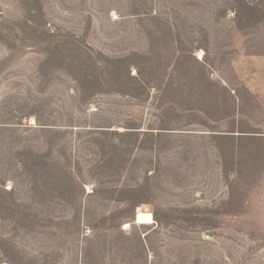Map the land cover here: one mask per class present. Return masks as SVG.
I'll list each match as a JSON object with an SVG mask.
<instances>
[{
    "label": "rangeland",
    "instance_id": "rangeland-1",
    "mask_svg": "<svg viewBox=\"0 0 264 264\" xmlns=\"http://www.w3.org/2000/svg\"><path fill=\"white\" fill-rule=\"evenodd\" d=\"M0 264H264V0H0Z\"/></svg>",
    "mask_w": 264,
    "mask_h": 264
},
{
    "label": "bare ground",
    "instance_id": "bare-ground-1",
    "mask_svg": "<svg viewBox=\"0 0 264 264\" xmlns=\"http://www.w3.org/2000/svg\"><path fill=\"white\" fill-rule=\"evenodd\" d=\"M135 222L138 225L151 226L155 223V218L151 212L139 211L135 216ZM129 224L125 225V228H129Z\"/></svg>",
    "mask_w": 264,
    "mask_h": 264
}]
</instances>
